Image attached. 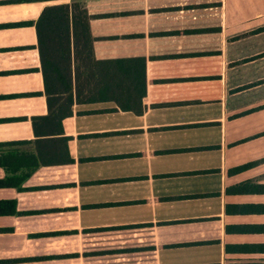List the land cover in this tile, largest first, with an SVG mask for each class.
I'll list each match as a JSON object with an SVG mask.
<instances>
[{
	"label": "crops",
	"instance_id": "obj_1",
	"mask_svg": "<svg viewBox=\"0 0 264 264\" xmlns=\"http://www.w3.org/2000/svg\"><path fill=\"white\" fill-rule=\"evenodd\" d=\"M72 1L106 83L67 107L35 23ZM255 1L0 0V264H264Z\"/></svg>",
	"mask_w": 264,
	"mask_h": 264
},
{
	"label": "trees",
	"instance_id": "obj_2",
	"mask_svg": "<svg viewBox=\"0 0 264 264\" xmlns=\"http://www.w3.org/2000/svg\"><path fill=\"white\" fill-rule=\"evenodd\" d=\"M90 18L83 4L72 1L46 6L35 23L46 93L66 94L62 105L67 107L74 84L77 93L87 89L100 96L104 92L106 79L100 71L102 62L94 59ZM70 112V108L62 111L60 117Z\"/></svg>",
	"mask_w": 264,
	"mask_h": 264
},
{
	"label": "rangeland",
	"instance_id": "obj_3",
	"mask_svg": "<svg viewBox=\"0 0 264 264\" xmlns=\"http://www.w3.org/2000/svg\"><path fill=\"white\" fill-rule=\"evenodd\" d=\"M251 7H253V8H260V9L264 10V0H256L255 3H253L251 5Z\"/></svg>",
	"mask_w": 264,
	"mask_h": 264
}]
</instances>
